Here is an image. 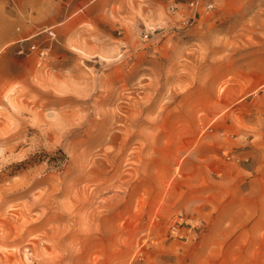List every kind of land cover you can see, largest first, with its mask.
<instances>
[{"label": "rangeland", "instance_id": "obj_1", "mask_svg": "<svg viewBox=\"0 0 264 264\" xmlns=\"http://www.w3.org/2000/svg\"><path fill=\"white\" fill-rule=\"evenodd\" d=\"M192 1L0 0V264H264V0Z\"/></svg>", "mask_w": 264, "mask_h": 264}, {"label": "built area", "instance_id": "obj_2", "mask_svg": "<svg viewBox=\"0 0 264 264\" xmlns=\"http://www.w3.org/2000/svg\"><path fill=\"white\" fill-rule=\"evenodd\" d=\"M202 5H203L202 0H193V1L189 4V6H190L191 8H193V9H197V8H199V7L202 6ZM205 8H206V9H212V8H213V4H211V3L206 4V5H205ZM48 33H49L50 36H54V35H55V32H54L52 29L48 30ZM147 37H148V35L145 34V35H144V38L146 39ZM35 49H36L35 46H32V47H31V50H35ZM20 53H23V50H21ZM44 54H45V51H41V55H44Z\"/></svg>", "mask_w": 264, "mask_h": 264}]
</instances>
